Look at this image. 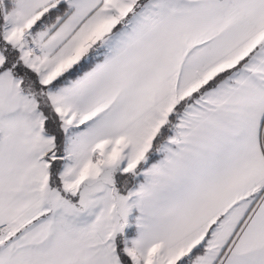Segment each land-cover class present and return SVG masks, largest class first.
<instances>
[{"label":"snow or ice","instance_id":"1","mask_svg":"<svg viewBox=\"0 0 264 264\" xmlns=\"http://www.w3.org/2000/svg\"><path fill=\"white\" fill-rule=\"evenodd\" d=\"M0 264H264V0H0Z\"/></svg>","mask_w":264,"mask_h":264}]
</instances>
